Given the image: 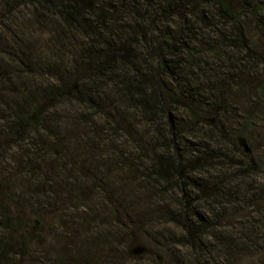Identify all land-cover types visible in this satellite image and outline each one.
Here are the masks:
<instances>
[{"label": "rangeland", "instance_id": "rangeland-1", "mask_svg": "<svg viewBox=\"0 0 264 264\" xmlns=\"http://www.w3.org/2000/svg\"><path fill=\"white\" fill-rule=\"evenodd\" d=\"M4 1L0 0V13ZM17 2L5 22L10 31L0 28L1 45L12 49L18 43L26 46L24 67L31 70L25 72L17 66L20 57L0 55V70L4 64L11 70L6 80L0 79V193L3 207L12 215L13 231L7 237L6 219L0 212V238L23 244L21 249H6L9 260L22 264H263L264 94L232 88L221 99L202 89V95L193 98L194 113L182 105L186 99L181 89L174 90L181 102L176 111L177 128L191 134L190 144L181 145L184 151L205 143L209 150L215 149L213 157L222 158L219 154L223 152L235 163L242 159V152L234 143L242 148L238 137L243 136L257 166L248 180L233 177L226 181L240 198L227 206L220 224L202 204L203 223L189 214V220L204 229V238L197 246L185 245L187 230L177 214L186 192L170 183L166 190L162 182L148 177L149 158L161 156L170 141L165 121H149L135 103L136 97L132 99L130 92L122 90L117 76L122 77L124 70H117L112 82L103 78L92 81L94 73L87 65L90 58H80L73 44L63 46L70 32L59 17L50 12L43 17L28 0ZM129 8L125 5L117 14L122 23L132 22L134 14ZM245 16L248 19L243 22L249 30L245 38L254 56L250 62H242L244 52L220 43L219 50L224 48L226 56L201 55L208 79L216 80L221 74L234 82L239 71L264 79V27L251 21V14ZM123 25L119 29L125 42L137 36ZM209 31L205 30V38L218 40V30ZM60 32L61 42L56 40ZM78 39L81 45L87 41L81 34ZM141 48L136 45L134 49L138 56L131 60L133 67L128 66L129 75L136 68L146 71L139 65ZM237 64L242 68L236 71ZM146 91H150L148 87ZM216 98L227 100L226 108L221 109ZM93 101L98 103L95 109L90 106ZM221 131L220 141L206 138V134ZM217 160L208 161L216 165L206 171L212 179L223 174ZM233 171L225 169L224 174ZM253 193L261 196L259 201L252 199ZM193 196L187 199L191 202ZM194 205L189 203V210ZM216 235L223 237L228 252L214 239ZM137 245L146 249L134 255L131 250Z\"/></svg>", "mask_w": 264, "mask_h": 264}, {"label": "trees", "instance_id": "trees-1", "mask_svg": "<svg viewBox=\"0 0 264 264\" xmlns=\"http://www.w3.org/2000/svg\"><path fill=\"white\" fill-rule=\"evenodd\" d=\"M17 3L20 2L17 0L4 1L5 8L0 13V28L5 29L6 33L10 30L6 29L5 22ZM28 3L35 8L36 13L43 14V17L49 12L54 13L53 16L59 17L62 27L70 32L68 42L63 43V46L73 44L71 46H75L80 58H90L91 61L87 65L92 67L91 71L94 73L91 77L92 81L103 78L112 82L116 78L117 70H124L122 77L117 76L121 81L122 90L130 92L132 99L136 97L135 103L140 107L141 112L146 114L149 121H165L170 141L161 156L149 158L148 177H155L166 187L170 183V187L186 192H183L185 195L181 196L180 210L177 214L179 221L183 222L182 224L187 230L184 244L191 247L202 244L204 237L201 233L204 229L198 223H203L204 212L200 208L203 206L215 218L222 219L224 215H227V206L231 207L230 205L240 198V193L236 192L233 185L231 186L233 188H230L226 181L233 177L234 179L248 180V176L257 170V166L251 159L252 155L246 153L235 143L234 146L242 152V159L236 160L235 163L229 159V156L223 155V152L219 154L223 156L222 158L217 155L213 157L212 153L215 149L209 150L205 143L201 148L193 149L195 147H192L191 149L189 147L184 151L181 145L190 144L191 134H184L177 128L176 111H179L181 102L174 90L181 89V93L186 99L182 105H186L194 113L196 111L192 105L193 98L200 97L202 89L210 91L219 98L225 96L227 91L231 92L232 88L244 92L253 91L256 95L258 93L259 96H262L264 94V79L256 80L249 74L244 75L245 73L240 75V71L236 72L239 74L234 82L231 81L230 76L221 74L216 75L220 76L216 80L208 79L206 70L203 69L205 63L201 59V55H207L210 52V54L215 53L218 58L226 56L227 52L224 48L219 50L221 48L219 44L225 43V45H233L236 49L244 52L242 62L243 60H246L247 63L250 62V58L254 56V50L247 45L248 40L245 35H248L249 30L243 21L246 19L245 15L251 14V21L264 27V18L262 17L264 3L252 0H28ZM125 5H128V8L130 6V13L134 14L130 23H122L123 19L118 16ZM40 19L42 20V17ZM122 24L128 27V32L131 31L130 34H137V36L130 37L125 42L124 32L119 29ZM205 30H210L209 32L218 30V40L214 41L210 38L208 41L205 38ZM153 32L156 33L155 37L150 36ZM79 34L85 36L87 44L86 42L84 45L80 44L79 39L77 40ZM62 35L60 32L56 40L61 42ZM18 44L16 49L0 44V55L9 56L12 59L20 57L17 66L25 72H30L29 68L24 67V63H27L28 49L26 46L23 47L22 43ZM122 44L124 45L119 50L118 47ZM262 44L264 45V41ZM136 45L142 46L141 54L139 53V56H142V62L139 65L146 71H138L136 68L137 72L134 71L129 75L128 66L131 64L133 67L134 62L131 60L134 56H138L134 53ZM200 47L202 48L200 49ZM3 66L4 70H0V79L6 80L7 76L11 74V70L7 69V65ZM240 68L242 67L238 64L234 66L236 71ZM19 75H23V72ZM204 76L206 78L202 79ZM147 87L150 91H146ZM226 102L227 100L219 99L215 103L222 109L226 108ZM97 104L93 101L90 106L95 109ZM15 112L18 114L17 117L24 119L20 111ZM182 119L181 121H183ZM33 124L31 123V125ZM208 124L215 126L211 122ZM218 128L220 129V127ZM222 134V131L221 134L210 133L206 134V138L209 140L217 138V141H220ZM203 135L202 138H205V134ZM214 160H217L216 164H219L223 174L212 179V176L207 175L206 171L216 168V165L208 164V161L210 163ZM226 162L229 164L222 165ZM225 169L234 170L233 174H224ZM1 187L2 185H0ZM166 190L170 189L167 187ZM192 194L194 196L190 202L188 195L192 196ZM253 194L252 199L255 197L254 201L255 199L256 202L259 201L261 196ZM4 198L7 199L5 196ZM10 198H12L11 195ZM189 203L195 204L191 210H189ZM225 203L226 206H224ZM201 204L202 206H200ZM0 212H2L4 220L6 219L4 230L8 234L7 237L13 236L11 223H9L12 215L3 207L1 193ZM189 214L199 219L198 223L190 221ZM259 225L261 226V223ZM214 239L220 244V247L227 245L223 243L222 236L216 235ZM22 245L0 238V264L20 263L10 261L6 249L9 247L21 249ZM24 249L21 252L23 255ZM227 249L224 248V250Z\"/></svg>", "mask_w": 264, "mask_h": 264}, {"label": "water", "instance_id": "water-1", "mask_svg": "<svg viewBox=\"0 0 264 264\" xmlns=\"http://www.w3.org/2000/svg\"><path fill=\"white\" fill-rule=\"evenodd\" d=\"M238 144L244 149L246 153L252 154V148L245 137L243 136L238 137ZM252 161L254 162V159H252ZM145 249H146L145 246L137 245L131 250V253L134 255H138L141 254L143 251H145Z\"/></svg>", "mask_w": 264, "mask_h": 264}]
</instances>
